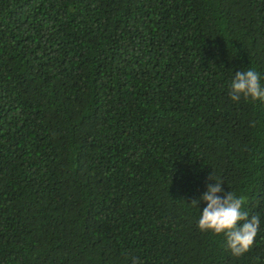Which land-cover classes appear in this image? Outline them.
<instances>
[{
	"label": "trees",
	"instance_id": "obj_1",
	"mask_svg": "<svg viewBox=\"0 0 264 264\" xmlns=\"http://www.w3.org/2000/svg\"><path fill=\"white\" fill-rule=\"evenodd\" d=\"M264 0H0V264H264ZM213 179L252 248L199 231Z\"/></svg>",
	"mask_w": 264,
	"mask_h": 264
},
{
	"label": "clouds",
	"instance_id": "obj_2",
	"mask_svg": "<svg viewBox=\"0 0 264 264\" xmlns=\"http://www.w3.org/2000/svg\"><path fill=\"white\" fill-rule=\"evenodd\" d=\"M230 99L264 104V86L260 82V74L253 68L237 71L230 84ZM215 183H208L207 190L193 200L197 205L206 203L200 214L197 227L201 232H210L216 236L226 237V245L233 256L239 257L247 253L253 246L260 227L259 215H251L245 210L246 197L233 191L224 192L222 180L208 178Z\"/></svg>",
	"mask_w": 264,
	"mask_h": 264
}]
</instances>
